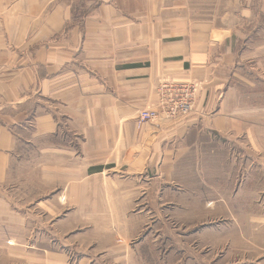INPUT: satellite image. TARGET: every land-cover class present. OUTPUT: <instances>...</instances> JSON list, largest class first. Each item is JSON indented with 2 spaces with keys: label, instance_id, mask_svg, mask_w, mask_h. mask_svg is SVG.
Returning <instances> with one entry per match:
<instances>
[{
  "label": "crops",
  "instance_id": "obj_1",
  "mask_svg": "<svg viewBox=\"0 0 264 264\" xmlns=\"http://www.w3.org/2000/svg\"><path fill=\"white\" fill-rule=\"evenodd\" d=\"M204 1L0 0V228L25 221L7 188L30 147L76 161L39 173L83 190L125 156L145 166L190 150L196 131L227 132L231 159L258 158L264 193V0ZM165 80L197 85L189 112L166 113ZM147 107L159 117L136 135Z\"/></svg>",
  "mask_w": 264,
  "mask_h": 264
},
{
  "label": "rangeland",
  "instance_id": "obj_2",
  "mask_svg": "<svg viewBox=\"0 0 264 264\" xmlns=\"http://www.w3.org/2000/svg\"><path fill=\"white\" fill-rule=\"evenodd\" d=\"M192 135L196 147L181 156L145 166L125 156L83 190L65 189V175L39 173L42 161L72 168L76 161L41 159L27 149L13 161L7 188L25 221L0 228V264H264L258 158L231 159L227 132Z\"/></svg>",
  "mask_w": 264,
  "mask_h": 264
},
{
  "label": "built area",
  "instance_id": "obj_3",
  "mask_svg": "<svg viewBox=\"0 0 264 264\" xmlns=\"http://www.w3.org/2000/svg\"><path fill=\"white\" fill-rule=\"evenodd\" d=\"M196 90L195 83L165 80L159 86L160 104L169 116L185 114L193 107ZM158 117L159 111L155 107L141 109L134 119L135 134L141 133L146 122L153 121Z\"/></svg>",
  "mask_w": 264,
  "mask_h": 264
}]
</instances>
